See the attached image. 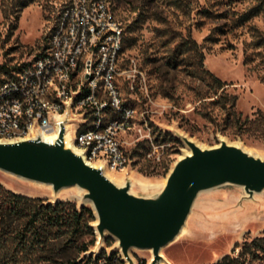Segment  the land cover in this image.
Wrapping results in <instances>:
<instances>
[{
  "label": "rangeland",
  "instance_id": "374dc122",
  "mask_svg": "<svg viewBox=\"0 0 264 264\" xmlns=\"http://www.w3.org/2000/svg\"><path fill=\"white\" fill-rule=\"evenodd\" d=\"M68 2L0 0V83L39 57ZM111 3L124 30L123 66L133 61L137 73L132 91L129 82L118 84L123 105L134 111L122 136L128 167L108 176L117 183L131 178L136 193L158 190L189 152L178 136L205 149L225 141L264 158V0ZM200 60L221 89L194 76ZM4 192L33 200L31 206L38 200L54 205L50 187L0 171V195ZM78 194L76 188L65 189L57 199L79 210ZM239 194L231 187L201 194L182 233L161 249L163 264H264V249L250 248L264 236V213L232 224L219 219L230 212L224 202ZM1 202L0 197V264H127L112 238L98 249L94 230L90 245L93 236L84 227L72 235L21 217L7 229L10 219L2 218ZM83 247L88 250L80 253ZM130 257L134 264H150L152 252L131 250Z\"/></svg>",
  "mask_w": 264,
  "mask_h": 264
},
{
  "label": "water",
  "instance_id": "95a60500",
  "mask_svg": "<svg viewBox=\"0 0 264 264\" xmlns=\"http://www.w3.org/2000/svg\"><path fill=\"white\" fill-rule=\"evenodd\" d=\"M73 121L67 113L53 143L43 141L38 133L25 140L0 141V171L50 187L54 205L59 203V192L76 188L80 208L90 203L96 217L92 228L97 248L112 238L127 264H134L131 250L151 251L150 264L166 263L161 249L182 233L203 193L225 187L240 190L238 197L224 202V210L230 212L219 216L228 224L264 213V158L242 146L221 141L205 149L178 136L190 154L176 161L158 190L136 193L131 178L117 183L104 167L86 163L81 153L71 149L68 125Z\"/></svg>",
  "mask_w": 264,
  "mask_h": 264
},
{
  "label": "built area",
  "instance_id": "2783aa9c",
  "mask_svg": "<svg viewBox=\"0 0 264 264\" xmlns=\"http://www.w3.org/2000/svg\"><path fill=\"white\" fill-rule=\"evenodd\" d=\"M123 38L111 0H69L39 57L0 83V141L58 137L69 113L70 143L86 163L124 172L122 136L134 111L118 84L132 91L137 71L133 61L123 66Z\"/></svg>",
  "mask_w": 264,
  "mask_h": 264
},
{
  "label": "trees",
  "instance_id": "16d2710c",
  "mask_svg": "<svg viewBox=\"0 0 264 264\" xmlns=\"http://www.w3.org/2000/svg\"><path fill=\"white\" fill-rule=\"evenodd\" d=\"M199 67L200 71L194 73V76H196L197 79L202 81H205V79L211 80L214 84L217 85V89L222 88V85L218 79L213 77L207 71L203 70L201 60L199 63ZM0 197L2 200V218L10 219V222L6 227L7 229L11 228L13 218L19 219L21 217L26 218L32 225H35L37 223L47 224L49 227L55 228L57 231L64 228L65 230L70 231L72 235H76L79 230L84 227L88 230L89 234L93 236V240L91 241L90 245L95 244L96 239L94 236V232L93 229L89 226V224L94 221V217L91 209L87 207H82L78 210L76 205L71 202H59L53 206H44L41 205V201L39 200L38 206H31L30 203H33V200H29L18 195H12L8 192H4L3 195H0ZM250 248L256 251L263 250L264 236L257 241H253ZM87 250V247H83L80 253L86 252Z\"/></svg>",
  "mask_w": 264,
  "mask_h": 264
},
{
  "label": "bare ground",
  "instance_id": "6f19581e",
  "mask_svg": "<svg viewBox=\"0 0 264 264\" xmlns=\"http://www.w3.org/2000/svg\"><path fill=\"white\" fill-rule=\"evenodd\" d=\"M55 136H52V135H48V136H44L43 137V141H45V142H47V143H53L54 141H55ZM235 145V144H234ZM71 149L75 152V153H78L74 148H73V146L71 147ZM244 150L245 151H247V152H249L250 153V151L248 150V149H246L245 147H244ZM188 155L190 154V152H188L187 153ZM107 173V172H106ZM108 175V174H107ZM141 184V183H140ZM142 186H144V184H141ZM77 199L79 200V198L77 197ZM90 206H91V204L90 203H88Z\"/></svg>",
  "mask_w": 264,
  "mask_h": 264
}]
</instances>
